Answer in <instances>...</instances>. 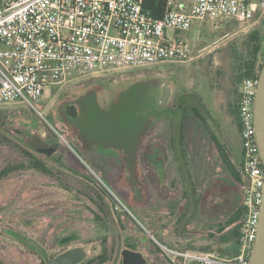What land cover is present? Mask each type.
<instances>
[{
	"label": "rangeland",
	"instance_id": "rangeland-1",
	"mask_svg": "<svg viewBox=\"0 0 264 264\" xmlns=\"http://www.w3.org/2000/svg\"><path fill=\"white\" fill-rule=\"evenodd\" d=\"M254 31L264 38V13L250 23L195 20L187 32H166L170 38L191 42V55L183 62L73 77L62 85L46 87L34 103L37 111L22 102L0 106V140L5 141L0 142V169L28 164L23 154L27 150L50 169L49 174L25 169L0 183V264H45L7 231L36 241L50 256L62 252L57 239L70 233L78 239L67 249L83 247L89 257L102 250L103 237L109 246L114 240L115 252L117 246L120 253L127 247L141 252L147 264H170L156 249L159 244L218 251L220 245L210 239L215 233L212 226L226 216L215 214L210 222L201 219L202 201L227 188L211 135L239 165L241 141L231 108L240 84H235L237 66L240 58L248 57L245 49ZM166 87L172 93L169 105L186 108L189 149L187 160L183 155L177 157L178 162L169 158L161 184L157 181V105ZM69 107H74L75 115H69ZM190 107L208 114L207 124L198 122ZM180 113L175 109L169 114L174 119ZM33 139L41 147H58L51 155L41 154L29 148ZM186 143L178 136L179 147ZM193 182L202 189L200 212L194 216L193 207L185 210V204H178L185 192L190 194ZM97 184L116 207L95 189ZM159 184L178 203L157 207ZM218 208L211 206L214 213Z\"/></svg>",
	"mask_w": 264,
	"mask_h": 264
},
{
	"label": "built area",
	"instance_id": "built-area-1",
	"mask_svg": "<svg viewBox=\"0 0 264 264\" xmlns=\"http://www.w3.org/2000/svg\"><path fill=\"white\" fill-rule=\"evenodd\" d=\"M144 0H0V106L22 102L31 109L48 86L76 76L120 72L159 63H180L190 41L168 37L192 23L228 19L250 23L264 13V0H166L160 19L143 9ZM258 78L237 87L243 221L232 257L212 251L159 245L170 264H248L264 194V166L254 128Z\"/></svg>",
	"mask_w": 264,
	"mask_h": 264
},
{
	"label": "trees",
	"instance_id": "trees-1",
	"mask_svg": "<svg viewBox=\"0 0 264 264\" xmlns=\"http://www.w3.org/2000/svg\"><path fill=\"white\" fill-rule=\"evenodd\" d=\"M143 9L145 11H148L152 18L158 20L162 17L166 9V0H144ZM248 43L249 44H247V48L245 49L248 50L249 53L247 54L248 57L240 58V63L237 66L238 76H237V80L235 81L236 85L239 84L245 78H249V77L258 78L264 61V54H263L264 38L262 37L260 31H254L250 33ZM183 110H186V108L185 107L182 108V116L179 125V135L181 136L182 140L184 139V134L186 131L185 121L188 119V117L185 114H183L184 113ZM190 110L193 113L194 118H196L198 122H200L201 124L202 123L205 124L206 122L207 124L208 114L203 115L200 110L194 107H190ZM231 111L232 114L235 116V119L238 123V127L240 128L236 102L233 104ZM211 138L216 144V147L220 153V157L222 159L223 167L225 170L227 188L224 191V196L225 199L227 200L226 202L227 214L224 221L216 224V226L214 225L212 226L213 227L212 229H214L215 233H212L210 235V239L213 238L214 242L220 245L221 248H219L218 251L215 250V252L218 255L223 257H232L237 252L239 230L243 221V208H242L241 200H242L243 187L245 185V178L242 172V161L240 160L239 165H235L232 162V159L229 158L228 155L225 153L224 148L219 144L218 140L213 135H211ZM0 142L4 144L5 141L0 140ZM38 144L39 143L34 139L32 140V142L28 143V145H31V147H29L30 149H34L37 152L46 155V152L43 151L45 147H41ZM23 154L25 160L28 161L29 163L26 164L24 162H21L17 164H9L3 167L2 169H0V183L3 180L10 177L12 174L23 171L25 169L32 168L35 171L41 173H46V174L50 173V169L49 167H47L44 161H40L39 159H37V157L31 155L28 152V150L25 151ZM192 186L193 188L190 194L185 192L184 196L187 198L189 197L193 198L194 201L193 209L196 213V210L199 208V201L202 195V189L196 186V183L194 182L192 183ZM97 188L95 189L105 193L109 198V201L110 202L112 201L114 203V207H116L114 199L107 192H105L102 186L97 184ZM106 200L108 203L109 202L108 199ZM105 206L106 205H103V203L100 204V207H103V209L105 208ZM110 206H113L112 203ZM189 207L190 206L187 205L184 207V209L186 210ZM96 218L99 220L98 216H96ZM140 232L142 231L140 230ZM7 234L10 237H14L15 233L12 231H7ZM77 239L78 237L76 233H70L68 235L58 238L56 243L62 249L63 252L68 247L72 246L74 241H76ZM100 241H101L102 250L97 255L90 257L86 256V258L79 264H121V254H120L121 249L119 246H117V251L116 252L114 251V246H116V244L113 243L114 240L111 241V246H109L108 244V238L103 237L100 239ZM25 246L31 249L34 253H36L40 257V259L43 260L44 263V259L39 255L38 252H36L34 249H32L27 245ZM127 248L134 250L132 247H127ZM156 249L161 251L159 247H156ZM191 250L212 251V249H209V247H201L200 249L192 248ZM48 256L49 258L55 257L50 255Z\"/></svg>",
	"mask_w": 264,
	"mask_h": 264
},
{
	"label": "water",
	"instance_id": "water-1",
	"mask_svg": "<svg viewBox=\"0 0 264 264\" xmlns=\"http://www.w3.org/2000/svg\"><path fill=\"white\" fill-rule=\"evenodd\" d=\"M170 94V88L166 87V89H164L163 99L161 101L162 104L167 102ZM68 113L71 116L75 115L76 112L74 107H69ZM254 128L260 158L264 166V61L258 76V85L255 95ZM57 147L58 146L56 144L48 145L43 151L46 152V155H51L56 151ZM14 237L23 244L38 252L39 255L44 259L45 264H79L87 256V252L83 247H74L59 253L53 258H49L46 250L36 241L19 234H14ZM120 254L121 264H147V261L141 252L125 248ZM248 264H264V194L260 207V217L256 238L252 247Z\"/></svg>",
	"mask_w": 264,
	"mask_h": 264
},
{
	"label": "crops",
	"instance_id": "crops-1",
	"mask_svg": "<svg viewBox=\"0 0 264 264\" xmlns=\"http://www.w3.org/2000/svg\"><path fill=\"white\" fill-rule=\"evenodd\" d=\"M171 97H172V93L169 96V98L165 104L158 102V105H157V111H158L157 112V175H160V178L157 176V181L161 184L163 183L162 182L163 181L162 175H164V168L167 167L166 169H168L170 166L167 163L169 158L171 159V156H173V160L178 162L177 157L182 158L183 156H185V158L187 160L188 149H189V146L186 143V141H187V133H186L187 130L185 131L184 139H183V141L186 144H184V147H181V145H180L181 150H182V154H181V150L179 149L180 147L177 144L178 136L180 139H181V136L179 135V128H178V130L176 129L175 121L178 120L179 118L181 119L182 114L181 113L176 114L174 119H173L169 113L175 109L182 110L183 105L180 108H179V105H176V107H171L169 105L171 102ZM235 102L237 103V97H236ZM202 114L207 115L204 112H202ZM177 117H178V119H177ZM180 119H179V121H181ZM185 126H186V123H185ZM184 164L186 167V161H184ZM161 184H159V186L157 185V207H159V206L160 207L171 206V205H175L178 202H179L178 203L179 205L185 204L184 206L188 205V206L193 207V205H194L193 198L184 197V198H181L180 201L177 202V200L175 201V198L167 196L168 192L164 191L165 188L162 187ZM216 199H218V200L211 203L212 200H216ZM226 202H227V200L225 199L224 191L218 192V194L214 198H212V199L210 198L209 201L205 198L202 201V204H204L205 207L202 210L203 215H201V216H203V217L201 219L205 222H210V221L214 220V218L216 216L215 214H217V216H219V215L220 216H226V214H227ZM212 205H213V207L215 205L220 207L216 211L218 213H216V212L214 213L212 211V209H211ZM198 212H200V211L197 210L196 214ZM194 213H195V211H194V209H192L191 215L194 216ZM209 226L210 225H208V227ZM159 245H162V244H159ZM162 246H164V245H162ZM171 249H173V248H171Z\"/></svg>",
	"mask_w": 264,
	"mask_h": 264
},
{
	"label": "flooded vegetation",
	"instance_id": "flooded-vegetation-1",
	"mask_svg": "<svg viewBox=\"0 0 264 264\" xmlns=\"http://www.w3.org/2000/svg\"><path fill=\"white\" fill-rule=\"evenodd\" d=\"M236 127H237V130H238V138H240V128L238 127V123H237V121H236ZM241 141V140H240ZM242 150H241V146H240V152H241ZM92 181H90V183H91ZM92 184H93V182H92ZM135 251V250H134ZM45 263V262H44Z\"/></svg>",
	"mask_w": 264,
	"mask_h": 264
}]
</instances>
